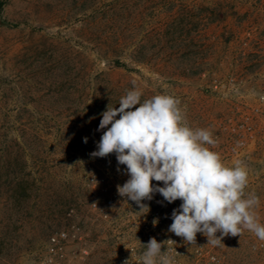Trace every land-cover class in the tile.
<instances>
[{
  "label": "rangeland",
  "instance_id": "rangeland-1",
  "mask_svg": "<svg viewBox=\"0 0 264 264\" xmlns=\"http://www.w3.org/2000/svg\"><path fill=\"white\" fill-rule=\"evenodd\" d=\"M0 4V264H32L60 230L81 238L60 264L115 263L135 228L108 226L91 203L102 206L104 189L129 177L115 153H91L107 130H98L101 114L119 107L133 81L142 99L179 98L186 122L212 132V150L225 165L242 162L245 196L259 197L255 212L264 225V0ZM244 119L252 133L238 146L220 127ZM142 203L149 211L131 201L117 219L182 201L154 193ZM200 235L226 264H264V241L251 231L218 245ZM180 260L191 264L192 256Z\"/></svg>",
  "mask_w": 264,
  "mask_h": 264
},
{
  "label": "clouds",
  "instance_id": "clouds-1",
  "mask_svg": "<svg viewBox=\"0 0 264 264\" xmlns=\"http://www.w3.org/2000/svg\"><path fill=\"white\" fill-rule=\"evenodd\" d=\"M132 84L119 107L108 105L101 114L98 130H107L91 153L101 158L115 153L118 164L126 166L129 178L117 185L118 195L148 211L142 201L152 200L154 193L168 203L182 201L172 212L169 231L188 244H196L197 233L218 245L224 236H241L244 230L264 241V225L255 212L259 197L254 192L245 196L249 172L242 162L225 165L212 150L217 144L212 132L186 122L179 98L157 94L142 99V89ZM164 243L153 237L142 244L141 264H174L167 250L162 251Z\"/></svg>",
  "mask_w": 264,
  "mask_h": 264
},
{
  "label": "built area",
  "instance_id": "built-area-1",
  "mask_svg": "<svg viewBox=\"0 0 264 264\" xmlns=\"http://www.w3.org/2000/svg\"><path fill=\"white\" fill-rule=\"evenodd\" d=\"M212 87L217 89L216 82ZM248 119L238 124H227L220 127V131L228 135L230 139L235 138V143L238 146L246 144V135H251L252 127L248 125ZM121 186L123 184H120ZM106 197L103 199V205L93 201L91 208L98 212L99 217L104 220L108 226L115 228L117 225L135 228L132 233L135 235L129 237L125 241L124 248L120 251L114 264H124L128 260V264H141L140 256L145 250L142 244H147L150 238H155L158 242H165L162 251L168 252L174 258V264H182L181 257L183 253L192 256L191 264H226L223 257L214 251L212 246H207L203 243L200 233H197L196 244H188L182 237L176 236L169 231V226L172 223L171 215L174 209H178L172 205L162 204L153 211L138 216L136 211H130L125 215H121L117 219V212L127 207L131 202L127 197H121L117 192V185L112 189L107 190ZM126 218V219H125ZM157 221L155 224L153 221ZM119 240V237H117ZM80 237L70 234L66 230L56 231L48 238V244L44 255L32 264H60L59 258L64 253L65 249L73 242L79 243ZM167 240H172L170 243ZM81 254L88 255L87 251L81 250ZM76 254V253H75Z\"/></svg>",
  "mask_w": 264,
  "mask_h": 264
},
{
  "label": "trees",
  "instance_id": "trees-1",
  "mask_svg": "<svg viewBox=\"0 0 264 264\" xmlns=\"http://www.w3.org/2000/svg\"><path fill=\"white\" fill-rule=\"evenodd\" d=\"M1 6H2V5L0 4V8H1Z\"/></svg>",
  "mask_w": 264,
  "mask_h": 264
}]
</instances>
